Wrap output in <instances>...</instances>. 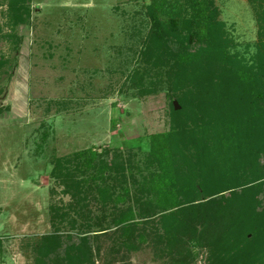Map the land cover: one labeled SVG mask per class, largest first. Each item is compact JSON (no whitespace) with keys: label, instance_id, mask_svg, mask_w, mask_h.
<instances>
[{"label":"rangeland","instance_id":"1","mask_svg":"<svg viewBox=\"0 0 264 264\" xmlns=\"http://www.w3.org/2000/svg\"><path fill=\"white\" fill-rule=\"evenodd\" d=\"M149 4L26 0L27 24L13 27L9 0H0V264H34L33 245L52 234L65 244L48 254L49 264H65L66 246L71 240L80 244L79 239L81 245L84 239L91 244L87 264H170L159 256L160 246L148 239L157 234L152 225L139 227L148 241L134 252L114 244L112 217L103 225L106 231L98 232L97 218L114 216L127 204L102 210L88 193L80 204L85 203L87 211L77 212L51 173L57 159L89 149L146 152L149 136L169 130L170 106H179L167 79L156 82L155 93L146 97L130 87L129 73L146 66L142 53ZM214 5L234 39L236 48L230 53L248 59L258 42L253 7L258 4L214 0ZM129 187L133 192L135 186ZM54 214L62 216V223L53 220ZM217 245L189 244L192 264H241L250 259L256 264L260 256L255 253L258 244L243 238Z\"/></svg>","mask_w":264,"mask_h":264},{"label":"trees","instance_id":"2","mask_svg":"<svg viewBox=\"0 0 264 264\" xmlns=\"http://www.w3.org/2000/svg\"><path fill=\"white\" fill-rule=\"evenodd\" d=\"M149 1L142 53L146 66L129 73L130 87L146 97L155 93L156 82L167 79L179 106H170L169 130L149 136L146 152L89 149L57 159L51 173L77 212L87 211L80 204L91 193L102 210L127 204L94 223L105 232L103 225L112 217L114 244L126 252L151 239L170 264H192L189 244L216 248L218 242L243 238L258 244L255 262L264 264V0H247L258 4L253 6L258 42L248 59L230 53L236 45L214 0ZM25 3L9 0L13 27L27 24ZM52 217L63 221L57 214ZM144 223L153 226L154 238L138 232ZM63 240L42 236L33 245L34 264H49L48 254ZM78 241L66 246L65 264H87L91 244Z\"/></svg>","mask_w":264,"mask_h":264}]
</instances>
